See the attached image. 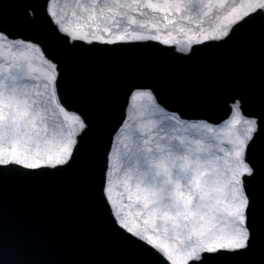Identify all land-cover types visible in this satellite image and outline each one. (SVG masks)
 Listing matches in <instances>:
<instances>
[{
    "label": "snow or ice",
    "instance_id": "snow-or-ice-1",
    "mask_svg": "<svg viewBox=\"0 0 264 264\" xmlns=\"http://www.w3.org/2000/svg\"><path fill=\"white\" fill-rule=\"evenodd\" d=\"M0 264H264V0H0Z\"/></svg>",
    "mask_w": 264,
    "mask_h": 264
},
{
    "label": "water",
    "instance_id": "water-1",
    "mask_svg": "<svg viewBox=\"0 0 264 264\" xmlns=\"http://www.w3.org/2000/svg\"><path fill=\"white\" fill-rule=\"evenodd\" d=\"M199 79V72L194 68H189L177 79L176 86L188 88L195 94ZM40 195L53 205L60 206L69 214L75 210L78 213V219H94L91 216L87 193L83 191L64 185H54L42 189Z\"/></svg>",
    "mask_w": 264,
    "mask_h": 264
},
{
    "label": "rangeland",
    "instance_id": "rangeland-1",
    "mask_svg": "<svg viewBox=\"0 0 264 264\" xmlns=\"http://www.w3.org/2000/svg\"><path fill=\"white\" fill-rule=\"evenodd\" d=\"M69 2H71V0H69Z\"/></svg>",
    "mask_w": 264,
    "mask_h": 264
}]
</instances>
